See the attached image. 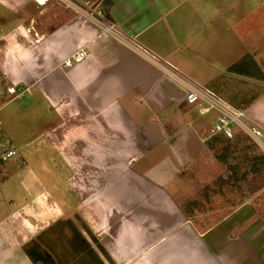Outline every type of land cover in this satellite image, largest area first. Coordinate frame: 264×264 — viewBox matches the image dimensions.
<instances>
[{"label": "crops", "instance_id": "obj_1", "mask_svg": "<svg viewBox=\"0 0 264 264\" xmlns=\"http://www.w3.org/2000/svg\"><path fill=\"white\" fill-rule=\"evenodd\" d=\"M110 1L112 32L0 0V136L17 149L0 160V264L76 246L92 264H264V165L239 166L233 140L220 160L219 113L186 101L209 90L264 129V0ZM247 54L254 75L229 69Z\"/></svg>", "mask_w": 264, "mask_h": 264}, {"label": "built area", "instance_id": "obj_2", "mask_svg": "<svg viewBox=\"0 0 264 264\" xmlns=\"http://www.w3.org/2000/svg\"><path fill=\"white\" fill-rule=\"evenodd\" d=\"M39 6H46L49 3H56L66 9H71L77 13L95 19L102 25L103 30L115 31V25L106 20L99 0H35ZM86 56L85 49H78L64 60L63 66L69 67L81 61ZM169 75H175L172 69ZM9 92L16 93L14 87L9 88ZM19 94L16 93V96ZM186 101L189 104H197L199 112L205 114L214 109L219 113L218 119L208 130V137L222 133L228 138L234 134V127L245 133L254 143L264 149V129L250 123L245 116L244 109L235 108L215 95L213 92L197 87H192L187 91ZM17 155V149L8 139L0 136V160H8Z\"/></svg>", "mask_w": 264, "mask_h": 264}, {"label": "rangeland", "instance_id": "obj_3", "mask_svg": "<svg viewBox=\"0 0 264 264\" xmlns=\"http://www.w3.org/2000/svg\"><path fill=\"white\" fill-rule=\"evenodd\" d=\"M254 2V0H251V3H253ZM6 109H4V111H5ZM2 113L3 112H0V114L2 115ZM21 116V115H20ZM22 117V116H21ZM21 120H23L22 118H21ZM25 123H29V126L31 127L30 129H29V134L31 135L32 133H33V128H32V124H31V122H30V120L29 119H26L25 120ZM25 123H24V125H25ZM25 126H27V124L25 125ZM234 129H235V127H234ZM236 129H238V128H236ZM15 136H17L16 134H15ZM25 137H27V136H25ZM10 138L11 139H13V140H17V138H15V137H12V136H10ZM243 139L244 140H242V143L241 144H232V147L234 148V152H237L238 154V157H240L241 159H243L242 158V156L241 155H245L244 157H245V159L243 160V161H240V164H239V166H242V167H244L246 170H248L249 169V167H250V159H249V155H252V156H256V157H258L259 155H262V156H264V149H262L261 147H259L257 144H254L252 141H251V139H248V138H246V137H243ZM17 143V142H16ZM244 147V148H243ZM260 149V150H259ZM220 149H218V151H219ZM236 155V154H235ZM248 157V158H247ZM247 159V160H246ZM241 167V168H242ZM225 169V168H224ZM222 170V171H225V170ZM260 177H262V176H260ZM262 179H264V178H262ZM254 180V179H253ZM251 182H252V180H251ZM253 182H255V181H253ZM5 184V190H8L7 192L9 193V194H13L16 190H13L10 186H8V185H14V183L12 182V181H9L7 184L6 183H4ZM253 194V193H252ZM65 217H67V216H65ZM58 226L59 227H61L62 225L61 224H58ZM66 232L68 233V235L69 236H71L72 234H71V232H70V227L67 225L66 227ZM64 228V229H65ZM64 229L61 231V232H63L64 231ZM75 234H73L72 235V238H73V236H74ZM61 241L62 240H59V243H61ZM74 243H76L75 242V240H74V242L72 243V245L74 244ZM84 250H85V248H84ZM65 251L66 250H64V253H65ZM74 251V254L72 255V256H68L67 257V261L65 260V259H63L62 260V263L61 264H86V262L88 263V264H92L94 261V257L93 256H91V254L89 253V252H87L86 250V254H85V252L80 248V246H76L75 247V249L73 250ZM58 252H60V251H58ZM61 258H66V257H61ZM61 260V259H60ZM72 262V263H71ZM59 263V262H58Z\"/></svg>", "mask_w": 264, "mask_h": 264}, {"label": "trees", "instance_id": "obj_4", "mask_svg": "<svg viewBox=\"0 0 264 264\" xmlns=\"http://www.w3.org/2000/svg\"><path fill=\"white\" fill-rule=\"evenodd\" d=\"M99 2L101 4L102 10L104 12V15L107 18H109V10H110L111 4H112L111 1L110 0H99ZM229 69L231 71H234L236 73H240V74H243V75H254L255 72L257 71L258 67H257L256 62L252 58V56L249 55V54H247V55L243 56L242 58H240L238 61H236L232 66L229 67ZM239 137L249 138L241 130L234 129V134H233V136L231 138L226 137L222 133H218L216 135L211 136L207 140V142H208L207 144H208V146H209L210 149H214V142H222L223 143L222 149H221L222 153L221 154L219 153L220 155H218V156H219V159L220 160H222L223 162H225L227 155H225L223 153H225V151L230 146L229 140H233L235 142V144L238 145V143H236V142L238 141V138ZM254 144H256V143H254ZM251 158H252V156H251ZM253 158L254 159L251 161V164H252L251 168L252 169H255V172H256L257 169H261V166L264 165V156L259 155L258 157H256L254 155Z\"/></svg>", "mask_w": 264, "mask_h": 264}]
</instances>
